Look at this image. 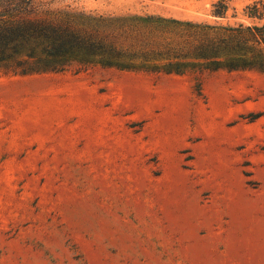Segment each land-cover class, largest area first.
Listing matches in <instances>:
<instances>
[{
	"label": "rangeland",
	"instance_id": "obj_1",
	"mask_svg": "<svg viewBox=\"0 0 264 264\" xmlns=\"http://www.w3.org/2000/svg\"><path fill=\"white\" fill-rule=\"evenodd\" d=\"M215 1L53 5L264 23ZM197 76L0 69V264H264V69Z\"/></svg>",
	"mask_w": 264,
	"mask_h": 264
},
{
	"label": "trees",
	"instance_id": "obj_2",
	"mask_svg": "<svg viewBox=\"0 0 264 264\" xmlns=\"http://www.w3.org/2000/svg\"><path fill=\"white\" fill-rule=\"evenodd\" d=\"M230 1L216 0L211 15L225 18ZM53 2L0 0V69L25 75L98 66L196 74L198 80L220 69H264V23L221 26L154 15H104ZM244 12L264 20V0Z\"/></svg>",
	"mask_w": 264,
	"mask_h": 264
}]
</instances>
